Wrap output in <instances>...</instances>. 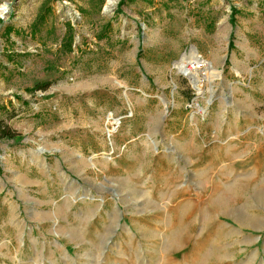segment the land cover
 I'll list each match as a JSON object with an SVG mask.
<instances>
[{"label": "rangeland", "instance_id": "374dc122", "mask_svg": "<svg viewBox=\"0 0 264 264\" xmlns=\"http://www.w3.org/2000/svg\"><path fill=\"white\" fill-rule=\"evenodd\" d=\"M93 1L0 0V264H264V0ZM53 88H108L107 133Z\"/></svg>", "mask_w": 264, "mask_h": 264}, {"label": "crops", "instance_id": "0c3cea01", "mask_svg": "<svg viewBox=\"0 0 264 264\" xmlns=\"http://www.w3.org/2000/svg\"><path fill=\"white\" fill-rule=\"evenodd\" d=\"M129 90L132 89L126 88V91H123L125 96L113 94L112 98H115L117 101L121 102L125 100V105L128 108V111L135 116L137 101L145 100L146 95L148 98H154L155 93H153V89L151 92L150 88H147V91H150L148 94H146L144 88L138 89V92L140 93H138L136 101L130 97L131 94ZM107 93H109V95ZM156 93H159V90H157ZM111 94L112 92L108 91V88H53L51 96H47L46 98V105H43L42 107L45 108V115L62 118L64 102L72 97V106L73 109L78 112L77 116H87V123L84 125L85 130H87L89 134L107 133L109 123L106 120L105 114L110 111L107 106L109 104L108 97L110 98ZM121 97H123V100ZM159 112L160 108L159 106H156V115L153 116L149 114V119L145 120L144 123L145 128L143 129V134H150L154 139L161 135L162 130L161 126L163 123L161 122L158 115ZM113 113L116 114V112ZM134 116H131V119H135ZM112 119L114 120V118ZM142 122L139 124H142ZM140 127L141 126H138L134 131L139 132ZM127 131L132 130L128 127Z\"/></svg>", "mask_w": 264, "mask_h": 264}, {"label": "trees", "instance_id": "16d2710c", "mask_svg": "<svg viewBox=\"0 0 264 264\" xmlns=\"http://www.w3.org/2000/svg\"><path fill=\"white\" fill-rule=\"evenodd\" d=\"M127 1L130 0H121L119 3V9L120 7H122L124 4H126ZM92 2H94L92 0ZM44 13H42V15L39 17V19H41V21H44L45 16L51 12V8L49 5H44ZM102 7H103V1L101 2H97V3H93V9L97 12H101L102 11ZM232 16H231V20L235 21V16L237 13H239V11L237 10V8H232ZM35 32L37 30V26L35 24ZM6 30L10 31L12 30L11 26H8V28H6ZM65 41V40H64ZM65 43V47H67V49H69L70 51H72V47H73V35H70L69 38L64 42ZM48 86V83L45 84H39L38 86H36V88H40V89H46V87ZM20 137V134L17 133L16 131H14L11 127H9L8 125H5L1 120H0V140H13V139H17Z\"/></svg>", "mask_w": 264, "mask_h": 264}, {"label": "bare ground", "instance_id": "6f19581e", "mask_svg": "<svg viewBox=\"0 0 264 264\" xmlns=\"http://www.w3.org/2000/svg\"><path fill=\"white\" fill-rule=\"evenodd\" d=\"M112 2V1H111ZM110 2V3H111ZM6 7L3 6L1 8V13H4ZM200 64L199 56L193 55V56H184L181 61L178 62V68L180 71H182L184 74L189 75V77L192 79V81L197 85V88L199 90L202 89L201 87V80L198 77V74L194 72V68L192 69L189 67V65L195 66Z\"/></svg>", "mask_w": 264, "mask_h": 264}, {"label": "water", "instance_id": "95a60500", "mask_svg": "<svg viewBox=\"0 0 264 264\" xmlns=\"http://www.w3.org/2000/svg\"><path fill=\"white\" fill-rule=\"evenodd\" d=\"M181 73H183L182 71H180ZM184 74V73H183ZM186 75V74H185Z\"/></svg>", "mask_w": 264, "mask_h": 264}]
</instances>
